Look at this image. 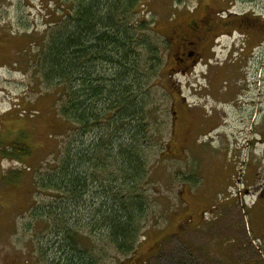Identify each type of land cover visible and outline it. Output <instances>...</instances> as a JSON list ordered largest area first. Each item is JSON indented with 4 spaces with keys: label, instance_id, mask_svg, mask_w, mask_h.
<instances>
[{
    "label": "rangeland",
    "instance_id": "1",
    "mask_svg": "<svg viewBox=\"0 0 264 264\" xmlns=\"http://www.w3.org/2000/svg\"><path fill=\"white\" fill-rule=\"evenodd\" d=\"M254 1L264 11V0ZM196 2L149 0L140 8L142 11L133 14L132 20L165 19L171 12L193 8ZM60 3L64 5L61 0H0V123L5 125L3 138L27 144L30 153L23 161L0 153V264H53L60 254L48 234L53 224L40 217L48 211L51 216L58 212L68 219L66 223L75 225L82 244L92 224L90 218L99 215L94 207L100 199L95 201L93 190L79 201L80 207L73 213L62 214L67 211L64 207L68 200L63 202L60 195L47 188L39 189L42 184L36 180L52 173L62 157L65 142L71 140H67L68 131L55 114L57 96L40 80L31 61L43 45L46 31L59 17ZM250 6L249 0H235L234 8L238 11ZM157 32L160 63L147 78L144 97L155 113V119L149 122L152 136L149 134L142 142L149 166L142 188L149 197L143 225L145 236L139 239L134 252L124 255L102 246L101 237L92 235L96 240L93 254L99 264H118L126 256L136 257V262L144 264H218L220 238L228 233L225 223L241 211L238 202L227 205L225 195L226 169L230 160L236 159L204 137L208 127L204 130L199 126V64L188 76H168L166 25L157 27ZM173 78L178 79L180 95L190 104L181 118L182 130L173 129L171 123V103L180 97L174 93ZM72 131L76 147L80 138L77 129L69 130ZM91 134L84 135V140L91 141ZM15 170L22 173L13 178L10 173ZM222 204L227 207L221 213ZM220 214L223 215L218 219Z\"/></svg>",
    "mask_w": 264,
    "mask_h": 264
},
{
    "label": "trees",
    "instance_id": "2",
    "mask_svg": "<svg viewBox=\"0 0 264 264\" xmlns=\"http://www.w3.org/2000/svg\"><path fill=\"white\" fill-rule=\"evenodd\" d=\"M61 1L59 17L31 61L40 80L57 96L55 114L71 140L65 142L52 173L36 180L42 184L39 189L68 200L62 214L73 213L92 190L95 201L100 199L94 207L99 215L90 218L93 225L88 226L83 244L79 229L60 216L62 225L56 227L62 238L60 254L53 260V264H99L95 254L87 253L89 243L96 252L92 235L98 234L102 246L124 255L134 252L145 236L149 197L142 188L149 166L142 142L152 136L149 122L155 113L144 97L147 78L160 63L161 46L155 41L160 34L154 17L132 20L149 0ZM74 128L80 138L76 147L75 135L69 132ZM87 133H92L89 142L84 140ZM28 154V145L17 139L3 151L17 161ZM21 173L10 174L16 178Z\"/></svg>",
    "mask_w": 264,
    "mask_h": 264
},
{
    "label": "flooded vegetation",
    "instance_id": "3",
    "mask_svg": "<svg viewBox=\"0 0 264 264\" xmlns=\"http://www.w3.org/2000/svg\"><path fill=\"white\" fill-rule=\"evenodd\" d=\"M249 3L250 9L238 11L235 0H198L193 8L156 22L168 30V76H188L199 64V126L208 127L204 137L236 159L226 169L225 195L227 205L238 202L241 211L225 223L228 233L220 238L218 264H264V11L254 0ZM173 79L180 97L171 103V123L182 130L181 118L190 104ZM4 126L0 123V153L6 157L3 151L12 140L3 138ZM227 205L222 204L221 213ZM40 217L53 224L48 234L59 247V214ZM87 253L93 255L92 246ZM126 263L144 264L127 256L118 264Z\"/></svg>",
    "mask_w": 264,
    "mask_h": 264
}]
</instances>
